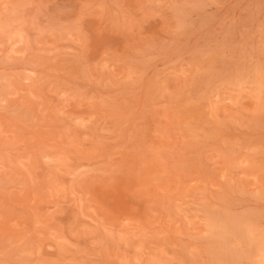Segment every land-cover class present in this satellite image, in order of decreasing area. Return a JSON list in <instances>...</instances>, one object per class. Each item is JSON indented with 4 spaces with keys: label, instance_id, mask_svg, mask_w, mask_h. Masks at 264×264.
Returning <instances> with one entry per match:
<instances>
[{
    "label": "rangeland",
    "instance_id": "obj_1",
    "mask_svg": "<svg viewBox=\"0 0 264 264\" xmlns=\"http://www.w3.org/2000/svg\"><path fill=\"white\" fill-rule=\"evenodd\" d=\"M0 264H264V0H0Z\"/></svg>",
    "mask_w": 264,
    "mask_h": 264
}]
</instances>
